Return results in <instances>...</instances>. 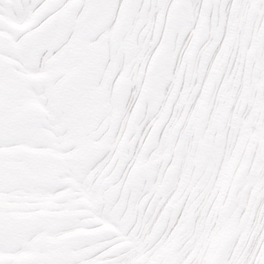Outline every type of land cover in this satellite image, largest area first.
Wrapping results in <instances>:
<instances>
[{"label": "snow or ice", "instance_id": "obj_1", "mask_svg": "<svg viewBox=\"0 0 264 264\" xmlns=\"http://www.w3.org/2000/svg\"><path fill=\"white\" fill-rule=\"evenodd\" d=\"M0 264H264V0H0Z\"/></svg>", "mask_w": 264, "mask_h": 264}]
</instances>
